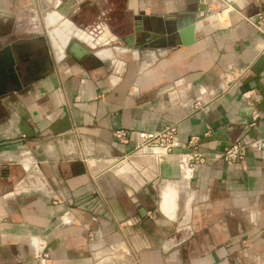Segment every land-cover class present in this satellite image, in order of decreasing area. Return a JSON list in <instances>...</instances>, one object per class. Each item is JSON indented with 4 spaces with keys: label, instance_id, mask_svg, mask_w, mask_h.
Wrapping results in <instances>:
<instances>
[{
    "label": "crops",
    "instance_id": "crops-1",
    "mask_svg": "<svg viewBox=\"0 0 264 264\" xmlns=\"http://www.w3.org/2000/svg\"><path fill=\"white\" fill-rule=\"evenodd\" d=\"M206 1L0 0V264H264V35L246 20L264 0H214L172 31ZM57 7L103 26V48L60 57L43 17ZM164 28L165 46L143 42ZM171 124L162 159L113 136Z\"/></svg>",
    "mask_w": 264,
    "mask_h": 264
},
{
    "label": "built area",
    "instance_id": "built-area-1",
    "mask_svg": "<svg viewBox=\"0 0 264 264\" xmlns=\"http://www.w3.org/2000/svg\"><path fill=\"white\" fill-rule=\"evenodd\" d=\"M214 3L215 6L212 7ZM204 4L205 6H208V8H215L214 10H219V6L214 0H207ZM246 20L250 24L254 25L264 35V10L258 11L254 17H246ZM208 133L209 131H206L204 136L208 135ZM131 135H134V139H136L134 152L141 155L149 154L155 159H162L170 155L177 145V126L175 124L166 125L159 130L146 133H131L129 130L122 128L115 129L113 131L114 138L121 143L129 142ZM200 138L201 137L199 135H191L186 145L191 149H196L199 145ZM244 156L245 145L241 141H236L219 153V157L229 164L241 163ZM203 161V155L197 153V151L191 153L187 169L191 170L195 165ZM39 257L40 264H49V259L46 254L39 255Z\"/></svg>",
    "mask_w": 264,
    "mask_h": 264
},
{
    "label": "bare ground",
    "instance_id": "bare-ground-1",
    "mask_svg": "<svg viewBox=\"0 0 264 264\" xmlns=\"http://www.w3.org/2000/svg\"><path fill=\"white\" fill-rule=\"evenodd\" d=\"M55 9V8H54ZM57 10H53L50 8L44 9V20L48 25L49 33L51 36L52 44L55 47L56 51L58 52L59 56L61 57L63 55V50L66 44L69 42L71 37H74L87 45L89 48L95 49H101L103 48L102 44L106 42L107 32L102 27H99V29H95V31H91L93 34H96V38H90L87 36L86 33H88V29L85 27L82 29V27L77 26L74 24L70 19L65 17L64 13L56 8ZM215 9V8H214ZM64 21L60 23L61 19L64 18ZM89 32V34L91 33ZM71 43V42H70ZM75 44V45H74ZM73 49L79 52H82L80 47L74 43ZM98 56L100 57H108L109 52L107 50H101L98 53Z\"/></svg>",
    "mask_w": 264,
    "mask_h": 264
},
{
    "label": "water",
    "instance_id": "water-1",
    "mask_svg": "<svg viewBox=\"0 0 264 264\" xmlns=\"http://www.w3.org/2000/svg\"><path fill=\"white\" fill-rule=\"evenodd\" d=\"M206 12H207V10H206V6L204 4L197 5L195 10H192L191 12H187L183 18L179 19V21L175 25V30H172V31H179L180 29H182V32L191 31L193 28L192 24L194 22V18H198L199 20H201L205 17ZM43 17H44V15H43ZM44 22H45V20H44ZM163 25L165 26L166 23L163 22ZM45 27L47 29L49 28L46 22H45ZM157 27L162 28V26H160L159 23L157 24ZM184 28H187V29H184ZM162 30L163 31H159V32H156L153 34H151L150 32H146V34H145L146 38L144 39L143 42H145V43L153 42V43H150L151 47H163V46H165L166 42L164 40L166 38H164V36H168L172 31H169L167 28H164ZM47 33H48L49 37H51L50 33H49V29H48ZM178 33L181 34V32H178ZM74 43H76V45H78L80 47L82 52H79V51H76L73 49V47L75 45ZM142 46L147 47L146 45H143V44H142ZM65 47H67L68 53L72 57H75L78 60H81L86 55H88V56L93 55L94 56V52H93L94 49L89 48L88 46H86V47L83 46L79 42V40L76 38L72 39V37H71L68 44H66ZM3 53H4V56L2 57V59L4 61L3 63H4V67H5V73H7V72L11 73L12 72L14 77H16V75H15V60L13 58V54H12L11 49L9 47H6V49H4V51H3ZM3 78L5 79V76Z\"/></svg>",
    "mask_w": 264,
    "mask_h": 264
},
{
    "label": "rangeland",
    "instance_id": "rangeland-1",
    "mask_svg": "<svg viewBox=\"0 0 264 264\" xmlns=\"http://www.w3.org/2000/svg\"><path fill=\"white\" fill-rule=\"evenodd\" d=\"M228 8V7H227ZM227 8H225V11H227ZM98 16L95 14V16L93 15V16H89L88 17V22L87 23H85L84 25H86V24H91V23H97L98 22ZM44 24H45V22H44ZM103 27V26H102ZM104 28H106V27H104ZM46 30H47V32H48V29L46 28ZM72 39H75L74 37H72ZM80 42V41H79Z\"/></svg>",
    "mask_w": 264,
    "mask_h": 264
}]
</instances>
